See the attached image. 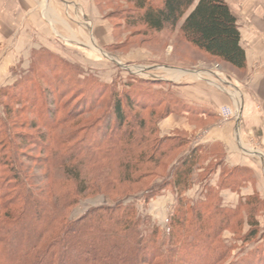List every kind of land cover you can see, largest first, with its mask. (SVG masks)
Instances as JSON below:
<instances>
[{
    "label": "rangeland",
    "instance_id": "rangeland-1",
    "mask_svg": "<svg viewBox=\"0 0 264 264\" xmlns=\"http://www.w3.org/2000/svg\"><path fill=\"white\" fill-rule=\"evenodd\" d=\"M51 1L58 10L59 23L54 20L55 17L51 19L47 15L50 9L42 8L44 18L49 22L45 25L51 35L49 43L31 56L14 57L10 62L12 68L5 77L0 73V222L7 225L8 214L10 217L16 216L25 209L30 219L24 220L23 227L40 229V201L48 202L50 196H76L78 184L66 175L72 177L76 173L75 167L82 168L84 172L81 178H85L89 188L92 184V188L82 194L66 214L61 213L65 216L63 223L78 221L95 209L133 206L139 219L137 230L140 237L157 235L154 238L158 247L155 248L156 255H165L170 248L169 231L180 228H171L172 222L184 216L186 220L181 227H188L191 218L196 215L195 211L201 210L200 205L208 201L207 190L201 191L197 186L204 184V178L208 179L211 171L207 170L201 175L198 170L203 164L195 166L189 189L182 195L180 190L178 193L173 186L172 168L180 163V157L188 145L202 133L204 123L189 120L195 132L189 134L183 129H174L168 134L163 125L165 117L154 118V109L160 104L159 107L163 109V97L167 92H171V89L176 91L192 75L203 76L201 72L209 69H217L220 77L226 73L239 76L242 72L204 57L180 41L177 33L157 38L145 34L141 27H128L125 17L133 12V8L123 0L83 1L88 16L94 22L96 20L97 39H92L87 32L89 21L84 19L79 9L75 10L61 0ZM97 42L100 46L102 44V49ZM140 85L142 92L152 94L153 100L147 102V98H139L136 88ZM128 93L132 99L135 98L134 101L147 102L149 106L144 107L143 103L128 108L125 105ZM173 96L180 100L175 93ZM117 99L122 101L129 119L136 117L135 120L143 121L142 132L138 129V121L130 120L124 125L116 121L113 104ZM222 108L232 110L228 106ZM218 117L221 121L220 112ZM134 123L138 134L144 135L151 143L160 141L169 145L167 139L177 135V138L186 139L188 143L181 154L174 150L162 159L157 168L145 165L139 169V179L142 181L136 184L120 181L123 153L115 154L110 150L116 147L121 151L123 136ZM179 124L180 120L175 126ZM110 140L113 145L109 143ZM107 149L112 155L115 154L111 161H102L100 166L94 160L85 164L91 156L96 158L102 155L104 158ZM64 168H68L69 172L64 173ZM102 170L110 174L109 184L105 186H102V180L107 175ZM191 189L196 192L192 197L187 193ZM214 198L216 200L211 202L212 207L209 206L211 209L216 204L226 210L240 211V216L234 217L230 228L223 229L216 238H212L213 232L208 231L211 220L202 216L204 227L209 228L199 239L207 240L205 245L209 251L214 245L225 248L229 255L225 264L247 256L256 247L264 253V201L255 198L256 205L243 208L246 199L239 201L235 208H229L223 207L217 195ZM181 199L186 208L178 209ZM8 201L11 204L8 205L9 213L5 207ZM51 210L48 207L50 212L46 211L45 214L50 215ZM250 210L253 226L249 219ZM204 211L208 213L210 209ZM11 222H14L10 226L13 229L17 222ZM252 231L254 234L250 236ZM182 236L186 238L187 234ZM214 240L218 243L215 244ZM5 242L11 249L10 242ZM196 243L193 241V244ZM21 244L27 246L26 242ZM181 252L177 251V255L188 254ZM177 255L173 253L171 259L178 258Z\"/></svg>",
    "mask_w": 264,
    "mask_h": 264
},
{
    "label": "trees",
    "instance_id": "trees-1",
    "mask_svg": "<svg viewBox=\"0 0 264 264\" xmlns=\"http://www.w3.org/2000/svg\"><path fill=\"white\" fill-rule=\"evenodd\" d=\"M123 1L133 8V12L125 17L128 27H141L145 34L154 35L157 38L160 35L167 34L170 36V34L177 33L180 41L186 43L204 57L239 72L245 70L246 58L240 45L239 27L227 0ZM136 90L139 92L140 99L145 97L147 102L153 100L151 93L142 92L143 87L141 85ZM167 93L163 97L165 107L161 109L159 107L161 104L157 105L154 109L156 114V117L153 116L154 118L159 116L166 118L170 114L180 111V101L171 92ZM134 99L129 96V93L126 94L125 105L132 108L137 104L142 105L145 103L134 101ZM163 101L160 100L161 103ZM147 102L142 106H149ZM123 108L120 99L114 101L113 114L116 121L121 125L127 124V121L130 120L138 121V129L142 132L143 121L140 119L135 120L136 117L129 119ZM141 135L138 134L134 123V125H131L130 131L123 136L124 145L121 151L116 147L114 149L110 148L115 154L117 152L123 153V164L121 166L123 171L119 175L120 181L122 180L123 183L136 184L141 182L139 169L145 167V165L150 166L152 169L157 168L163 158L171 155L174 150H177L178 155L181 154L188 144L186 139L177 138L178 135L167 139L169 145H165L166 143L163 144L160 141L155 144L151 143L144 135ZM109 143L113 145L112 140ZM200 151V149L195 148L182 155L180 163L175 164L172 168L173 186L178 193L179 190L180 193L182 192L181 195L190 187L189 181L194 167L200 166L204 162L205 156ZM112 154L107 149L104 158L102 155L96 158L91 156L89 158L90 162L85 161V164L93 162L92 160L98 165L102 161H111L115 155ZM210 168L208 169L211 171ZM64 169H66L64 173L69 172L68 168ZM75 169V175H71L72 177H69L70 174L66 176L68 179L72 178L78 184L79 189L76 196L72 195L64 198L50 196V201H40V229L30 230L23 227L24 220L30 219L29 212H25V209L16 216L10 217L8 214L7 219L9 221L7 225L0 222V264H225L228 262L225 261L226 259L229 260L225 248L222 249L220 248L222 246L215 247L214 245V248L209 251L208 246L205 245L207 240L203 239L202 241V239H199V237H202L203 232L209 228H205L203 225V215L206 216V220L209 219L212 222L210 229H208V231L213 232L212 238L219 237L223 229L230 228L234 217L240 216V211L226 210L213 203L214 208H210L212 207L211 202L217 195L215 189L207 188L208 201L200 205L201 210L195 211L196 215L191 218L188 227H181L186 220L184 216L180 217L178 221L174 220L172 222L171 228L174 226H180V228L169 231L170 248L165 252V255L160 254V256H157L155 248L158 247L154 240L157 235L152 234L147 238L140 237L137 230L139 219L136 218V211L133 206L95 209L89 211L78 221L69 224L63 223L65 216L62 215L77 204L82 194L87 193L92 188V184L89 188V183L85 181V178H81L84 169L76 167ZM104 171L102 170L103 174L107 176L103 177L102 186L108 185L110 179V174ZM15 174L18 176V173ZM182 200L179 201L178 209L186 208ZM9 203L10 201L5 204L8 213L10 212L8 207L11 205ZM255 203V198H249L247 203H243L242 206L248 208L251 205H256ZM48 207L53 209L54 213L51 210V214L47 216L45 212L48 211ZM207 208L210 211L205 213L204 209ZM249 212V219L252 221L253 214H251V210ZM61 213L63 214L61 215ZM11 221L17 222L13 229L10 228L14 223ZM250 224L253 226V221ZM185 233L188 238L182 236ZM249 234L251 236L254 233L252 231ZM5 240L10 242L11 249ZM193 241L197 243L193 244ZM22 242H26L27 246H22ZM214 243L218 242L214 240ZM177 251L181 254V251H186L188 254L177 255ZM261 252L256 247L247 256L232 261L230 264H263L264 253ZM173 253L178 258L172 260L171 255ZM189 254L190 256H188Z\"/></svg>",
    "mask_w": 264,
    "mask_h": 264
},
{
    "label": "crops",
    "instance_id": "crops-1",
    "mask_svg": "<svg viewBox=\"0 0 264 264\" xmlns=\"http://www.w3.org/2000/svg\"><path fill=\"white\" fill-rule=\"evenodd\" d=\"M61 1L82 12L89 21L87 32L97 39L96 20L86 13L84 0ZM227 3L239 27L245 70L239 76L226 73L220 77L217 69L202 70L203 76H190L176 91L171 89V94L180 99V115L170 114L163 125L168 134L174 129L192 134L195 127L190 126L189 120L204 123L202 133L183 155L195 148L201 150L205 159L198 173L202 175L212 167L209 180L204 178L206 183L197 187L205 192L208 187L215 189L223 207L235 208L239 201L249 198L264 201V0H227ZM46 7L50 9L47 15L58 22V10L51 0H0L3 77L11 70L14 57L31 56L49 43L51 35L45 28L49 22L42 10ZM97 46L103 47L98 42ZM227 106L237 118L222 123L218 113ZM178 120L180 124L175 126ZM187 193L191 197L196 195L192 189Z\"/></svg>",
    "mask_w": 264,
    "mask_h": 264
},
{
    "label": "built area",
    "instance_id": "built-area-1",
    "mask_svg": "<svg viewBox=\"0 0 264 264\" xmlns=\"http://www.w3.org/2000/svg\"><path fill=\"white\" fill-rule=\"evenodd\" d=\"M220 117H221V122H223V123L237 118L234 111H232L228 108H222L221 109Z\"/></svg>",
    "mask_w": 264,
    "mask_h": 264
}]
</instances>
